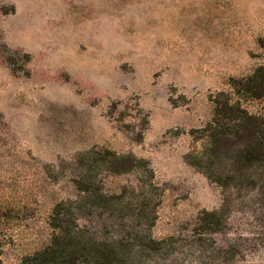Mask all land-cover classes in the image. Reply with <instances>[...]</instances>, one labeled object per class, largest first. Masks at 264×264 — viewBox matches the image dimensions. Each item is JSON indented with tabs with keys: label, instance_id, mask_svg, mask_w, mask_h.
<instances>
[{
	"label": "rangeland",
	"instance_id": "obj_1",
	"mask_svg": "<svg viewBox=\"0 0 264 264\" xmlns=\"http://www.w3.org/2000/svg\"><path fill=\"white\" fill-rule=\"evenodd\" d=\"M263 84L264 0H0V264H264Z\"/></svg>",
	"mask_w": 264,
	"mask_h": 264
},
{
	"label": "trees",
	"instance_id": "obj_2",
	"mask_svg": "<svg viewBox=\"0 0 264 264\" xmlns=\"http://www.w3.org/2000/svg\"><path fill=\"white\" fill-rule=\"evenodd\" d=\"M237 92L238 94H242L243 96L249 98H258L261 96H258V94H253L250 92V90H237ZM219 112L226 113L228 118L233 120L239 119L241 117L240 115H247L246 112L239 107L237 102L231 103L230 100L226 101L218 109L215 107L214 116H218ZM212 122L214 124L216 123L214 120ZM212 131L215 132L216 128L214 127ZM219 135V133L215 132L213 134L214 140L217 139ZM80 243L77 237L74 235V245H69L66 242L63 245L55 243L53 245L50 244L46 248L35 253L26 264H75V262L79 259H85L87 254L84 249L79 247L81 245ZM102 261L105 263L106 259H103Z\"/></svg>",
	"mask_w": 264,
	"mask_h": 264
}]
</instances>
